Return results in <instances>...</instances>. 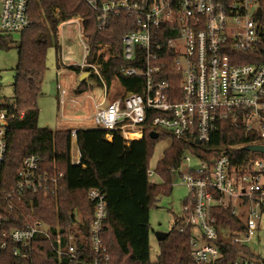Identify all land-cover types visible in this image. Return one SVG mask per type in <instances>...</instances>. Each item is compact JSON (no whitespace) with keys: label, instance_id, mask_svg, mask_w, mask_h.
I'll return each instance as SVG.
<instances>
[{"label":"built area","instance_id":"1","mask_svg":"<svg viewBox=\"0 0 264 264\" xmlns=\"http://www.w3.org/2000/svg\"><path fill=\"white\" fill-rule=\"evenodd\" d=\"M85 1L96 13L99 29H107L114 18L125 17L130 29L121 41L128 65L120 74L144 78L142 93L123 92L110 100L108 91H122V87L113 82L108 88L97 64L85 62L86 45L80 73L86 78L95 75L103 93L86 119L90 128L107 132L108 140L120 133L126 141L141 140L146 131L158 136L165 131L173 140L218 152L214 158L213 152L202 156L192 153L199 163L196 168L191 167L189 156L182 158L187 170L180 179L187 197L179 216L183 225L179 231L190 229L193 264H264L251 253H233L236 245L246 247L264 221V152L249 151V147H264V0ZM30 2L0 0L1 34H20L30 28ZM60 95L63 99L67 93L61 89ZM75 99L72 96L68 101L76 103ZM11 117L0 105V169ZM220 123L243 128L252 139L208 146ZM71 131V162L78 165L81 157L75 145L76 129ZM239 149H247L250 155L238 159ZM62 177L32 155L23 161L12 188L0 190V256L12 243L14 256L27 257L37 237L51 238V226L40 220L8 228L7 214L19 210L27 192L56 196ZM87 197L94 211L88 229L95 255L92 264H108L102 240L105 196L99 189H91ZM219 209L229 211L238 227L221 219L216 213ZM71 222V231L79 238L70 234L64 250L79 261L75 253L84 245L80 212H74ZM58 251H62L60 245Z\"/></svg>","mask_w":264,"mask_h":264},{"label":"trees","instance_id":"2","mask_svg":"<svg viewBox=\"0 0 264 264\" xmlns=\"http://www.w3.org/2000/svg\"><path fill=\"white\" fill-rule=\"evenodd\" d=\"M29 14L31 26L20 33L18 40L13 35L0 33V49L15 48L18 54L13 101L2 105L12 117L5 133L6 153L0 169V190L12 188L23 161L32 155L41 159L44 168L54 169L63 177L56 196L27 192L19 204V210L7 214L8 228H20L32 219L40 220L51 226V238L37 237L27 257L21 254L14 256L15 246L10 243L0 256V264H92L95 255L90 246L88 229L94 219V211L87 197L91 189H99L105 196L107 214L103 222L102 240L109 255L108 264H193L190 229L179 231L183 227L179 216L174 217L166 238L158 242L157 261H149L150 210L156 206L159 195L170 194L172 178L181 167L186 152L200 156L204 152H213V158L219 153L172 139L157 163L155 174L162 178V183L157 184L149 180L148 160L155 143L168 138L166 134L160 133L153 140L146 131L141 140L126 141L120 133H115L108 140L105 131L78 128L75 135L81 159L78 165L72 164V131H52L38 126L37 100L47 70L49 34L58 43V27L73 19L81 20L82 37L88 47L85 62L97 64L108 88L113 82L122 87V91H113V95L111 90L108 91V98L112 100L123 92L142 93L144 87V78L120 74V69L128 65L122 56L121 40L130 28L123 17L114 18L107 29H99L96 13L85 0H31ZM59 49L56 45V50ZM261 55L264 62V50ZM68 69L80 72L79 66H68ZM87 81L101 86L98 78L92 74L75 88L77 94L92 89ZM251 139L243 128L220 123L208 146L246 143ZM236 154L241 160L250 152L239 149ZM77 211L82 216L80 230L84 237L82 249L79 246L75 253L79 261L64 250L70 234L79 238L70 228L71 217ZM216 213L224 221L238 227V222L229 211L219 209ZM58 240L61 244H58ZM59 245L62 249L60 253ZM222 250L224 254L227 253L225 248ZM233 253L250 255L246 247L238 245L234 246Z\"/></svg>","mask_w":264,"mask_h":264},{"label":"rangeland","instance_id":"3","mask_svg":"<svg viewBox=\"0 0 264 264\" xmlns=\"http://www.w3.org/2000/svg\"><path fill=\"white\" fill-rule=\"evenodd\" d=\"M57 31L58 43H56L54 36L49 34V47L46 54L47 70L41 87V95L37 100L39 110L38 126L47 127L52 131L91 127L92 125L86 119L93 112L94 102H99L103 93L97 83L87 81L89 86L92 85V89L77 94L75 88L80 83L79 78L83 74L68 69V66L80 67L84 61L86 42L82 37L81 20L73 19L63 23ZM13 37L18 40L20 34H14ZM56 45L60 47L59 50H56ZM17 61L18 54L15 48L10 50L0 49V105L13 101V83ZM58 86L67 93L63 99H61V89H58ZM111 92L113 95L114 92ZM72 96H76V103L68 101V98H72ZM87 96L92 99H88ZM61 100H63V103H61ZM160 133L166 134L168 138L155 143L148 160L149 171H152L149 180L157 184L162 183V178L155 174L157 163L162 159L164 150L172 142V138L167 132L161 131ZM186 156L191 158L190 165L192 168L199 166L192 153L186 152ZM186 170L187 165L183 163L172 178L170 194L159 195L156 206L150 210L149 261L151 263L156 262L159 255L156 234H167L172 228L174 217L182 215L187 189L182 184L180 175L186 173ZM246 248L256 258L264 260V221L261 222L256 235L246 243Z\"/></svg>","mask_w":264,"mask_h":264},{"label":"water","instance_id":"4","mask_svg":"<svg viewBox=\"0 0 264 264\" xmlns=\"http://www.w3.org/2000/svg\"><path fill=\"white\" fill-rule=\"evenodd\" d=\"M87 77L86 74H83L80 78H79V81H83L85 78ZM80 84V83H79ZM78 84V85H79ZM150 137L151 139L153 140H156L158 138V134L157 133H150ZM249 151H259V152H264V147H257V146H253V147H249ZM167 234H162V233H157L156 234V238H157V241L158 242H161L163 241L165 238H166Z\"/></svg>","mask_w":264,"mask_h":264},{"label":"bare ground","instance_id":"5","mask_svg":"<svg viewBox=\"0 0 264 264\" xmlns=\"http://www.w3.org/2000/svg\"><path fill=\"white\" fill-rule=\"evenodd\" d=\"M135 135H127V137H134ZM137 138H139V135H136Z\"/></svg>","mask_w":264,"mask_h":264},{"label":"crops","instance_id":"6","mask_svg":"<svg viewBox=\"0 0 264 264\" xmlns=\"http://www.w3.org/2000/svg\"><path fill=\"white\" fill-rule=\"evenodd\" d=\"M87 128V127H86ZM88 128H90V126L88 127ZM76 129H78V128H76ZM75 145H76V147H77V144L75 143ZM77 149H78V147H77Z\"/></svg>","mask_w":264,"mask_h":264}]
</instances>
